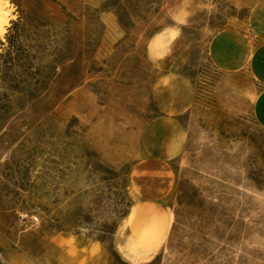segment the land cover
<instances>
[{
	"label": "rangeland",
	"instance_id": "obj_1",
	"mask_svg": "<svg viewBox=\"0 0 264 264\" xmlns=\"http://www.w3.org/2000/svg\"><path fill=\"white\" fill-rule=\"evenodd\" d=\"M9 1L0 264H129L119 241L167 221L147 264H264V129L250 110L264 88L251 66L262 44L264 77V0H247L260 3L252 19L231 0ZM228 27L248 40L247 62L218 88L209 43ZM161 116L185 140L155 163L146 128Z\"/></svg>",
	"mask_w": 264,
	"mask_h": 264
},
{
	"label": "crops",
	"instance_id": "obj_2",
	"mask_svg": "<svg viewBox=\"0 0 264 264\" xmlns=\"http://www.w3.org/2000/svg\"><path fill=\"white\" fill-rule=\"evenodd\" d=\"M232 5L237 8H251L250 18L252 19L260 9V3L248 4L247 0H231ZM246 1V2H245ZM254 6V7H253ZM256 9V10H255ZM258 13V12H257ZM173 33V31H171ZM152 40V39H151ZM149 48V46H148ZM248 40L243 38L241 28L228 27L218 32L209 43V60L219 71V87H226L227 82L233 79H244L243 66L247 62ZM263 49L262 44L256 46L254 60L251 63L255 69L256 78L264 79L262 74L256 71L255 59ZM149 53V51H148ZM150 55V54H149ZM152 58L159 57L158 52L150 55ZM166 76H160L158 83ZM158 85V84H157ZM251 113L260 127L264 129V88L255 96L250 106ZM184 133L177 126L176 120L167 116H161L153 120L146 128V146L149 149L148 161L155 163H166L180 154L184 146ZM152 184V183H151ZM63 238L54 237V250L65 249Z\"/></svg>",
	"mask_w": 264,
	"mask_h": 264
},
{
	"label": "bare ground",
	"instance_id": "obj_3",
	"mask_svg": "<svg viewBox=\"0 0 264 264\" xmlns=\"http://www.w3.org/2000/svg\"><path fill=\"white\" fill-rule=\"evenodd\" d=\"M12 8L9 0H0V40L3 41L4 35L7 31V28L10 26V21L12 19ZM163 41V40H162ZM159 47V46H158ZM157 43L152 42L149 44V54L152 55L157 51ZM169 218V217H168ZM171 220V219H170ZM170 225V221H167L165 230H162L160 226L154 228L153 234L148 236H128L126 239V244L122 241L116 245L115 250L119 256L129 264H134L136 261L141 259V263L147 264L150 262L151 255V245L157 243L164 237L165 232L167 231ZM119 228L117 233H119ZM123 230V228H122ZM157 245V244H156ZM136 253L139 256V259L136 258ZM138 259V260H136Z\"/></svg>",
	"mask_w": 264,
	"mask_h": 264
},
{
	"label": "built area",
	"instance_id": "obj_4",
	"mask_svg": "<svg viewBox=\"0 0 264 264\" xmlns=\"http://www.w3.org/2000/svg\"><path fill=\"white\" fill-rule=\"evenodd\" d=\"M31 226H37L40 224V218L37 215L30 216Z\"/></svg>",
	"mask_w": 264,
	"mask_h": 264
}]
</instances>
